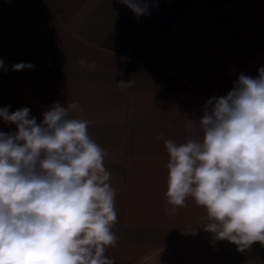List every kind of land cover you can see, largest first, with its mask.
I'll return each instance as SVG.
<instances>
[{
	"label": "crops",
	"instance_id": "obj_1",
	"mask_svg": "<svg viewBox=\"0 0 264 264\" xmlns=\"http://www.w3.org/2000/svg\"><path fill=\"white\" fill-rule=\"evenodd\" d=\"M144 2L137 17L120 0H0V108L27 107L39 123L55 102H75L72 116L92 121L116 190L114 264H264L259 242L240 252L205 231L212 221L192 197L165 210L163 144L200 137L208 99L264 67V0ZM21 62L34 67L11 70ZM0 131L16 128L0 118Z\"/></svg>",
	"mask_w": 264,
	"mask_h": 264
},
{
	"label": "clouds",
	"instance_id": "obj_2",
	"mask_svg": "<svg viewBox=\"0 0 264 264\" xmlns=\"http://www.w3.org/2000/svg\"><path fill=\"white\" fill-rule=\"evenodd\" d=\"M120 2L137 17L149 14L144 0ZM32 67L21 62L11 70ZM134 85L117 82L121 90ZM76 108L57 101L39 123L27 107L0 108V118L16 128L0 131V264H114L105 255L119 239L107 152L89 135L92 121L72 116ZM198 122V138L159 137L169 156L165 210L175 214L192 197L212 221L205 231L240 252L264 246V67L209 98Z\"/></svg>",
	"mask_w": 264,
	"mask_h": 264
}]
</instances>
